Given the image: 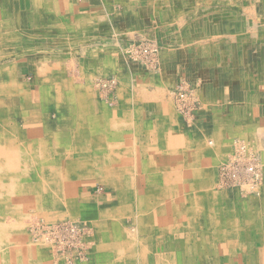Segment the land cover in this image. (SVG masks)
Instances as JSON below:
<instances>
[{"label": "bare ground", "instance_id": "bare-ground-1", "mask_svg": "<svg viewBox=\"0 0 264 264\" xmlns=\"http://www.w3.org/2000/svg\"><path fill=\"white\" fill-rule=\"evenodd\" d=\"M90 2L0 0V264H264V0Z\"/></svg>", "mask_w": 264, "mask_h": 264}, {"label": "rangeland", "instance_id": "rangeland-1", "mask_svg": "<svg viewBox=\"0 0 264 264\" xmlns=\"http://www.w3.org/2000/svg\"><path fill=\"white\" fill-rule=\"evenodd\" d=\"M88 10V9H87ZM160 25H162V23H160ZM154 39V38H153ZM154 40H152V39H150V37H144L143 38V42H144V44L146 45H149L148 43L150 42V44H153L152 42H153ZM155 42V41H154ZM160 47H161V50H162V52L164 51V50H166V46L164 45V44H160ZM147 49V47H142L141 49H142V52L144 51L143 49ZM154 51V52H153ZM158 51H159V49L156 47V48H154V50H150V49H148L147 51H144L143 52V54H145L144 56H143V63H145V64H147V63H149L150 64V66H153V67H150V68H146L145 66V68L146 69H148L147 71H149V72H157V70L159 69V65H160V62L159 61H156V59H157V57L159 56V54L161 55L162 53H160L159 52V54H158ZM152 52V53H151ZM164 53V52H163ZM150 54H152V55H150ZM261 54H262V51L260 52V55L257 53L256 55L261 59ZM148 56H150V57H148ZM151 56H152V58H151ZM149 58V60H148V58ZM155 60H154V59ZM158 59H159V57H158ZM145 61V62H144ZM263 62V61H262ZM33 63V64H32ZM36 63H35V61H34V58L33 57H29V58H24V59H22L20 62H19V65H18V68L16 69V75H17V77H18V79H21V80H24V81H26V82H33L35 79H36V77H35V74H33V72H34V68L37 66V64L35 65ZM262 64V63H261ZM261 64H260V66H261ZM149 66V65H148ZM193 66V65H192ZM191 66V67H192ZM32 67V68H31ZM34 67V68H33ZM178 68H179V65H178ZM193 68H194V66L192 67V70H191V73H190V77H189V79L187 78V77H183V79L184 80H190L191 79V75H192V73H193ZM257 74V73H256ZM258 76V75H257ZM113 78H109V81L110 82H113V80H112ZM182 80V79H181ZM178 84V83H177ZM174 85H176V83H174L173 84V86L172 87H174ZM112 86H114V85H112ZM174 89V88H173ZM173 89H171V91H170V94H169V97H171V100H174L175 101V98H174V95L173 94H171L173 91ZM111 92V94H109V96H111V97H114V99H115V102H114V104H117L118 102L116 101L117 100V89H116V87H113V89L110 91ZM115 93V94H114ZM174 98V99H173ZM191 99H193V98H191ZM190 99V103H191V100ZM228 100V99H227ZM195 102V101H194ZM199 103L202 105V103H201V101H199ZM199 104V105H200ZM197 107H198V105H197ZM198 108H200V109H202V106L200 107H198ZM197 108V109H198ZM110 189V191L111 190H113V198H116V190H114V188H100V186H96L95 187V191H94V193H98L99 191L100 192H108V190ZM88 199H90L91 200V202L92 203H94V204H96L98 201L96 200V199H94V195H92L91 197H88Z\"/></svg>", "mask_w": 264, "mask_h": 264}, {"label": "crops", "instance_id": "crops-1", "mask_svg": "<svg viewBox=\"0 0 264 264\" xmlns=\"http://www.w3.org/2000/svg\"><path fill=\"white\" fill-rule=\"evenodd\" d=\"M62 4H63L64 8L66 9L67 13H70V11L73 9L75 16L81 15L82 13H88V12L92 11V6H91L90 0H68V1L62 0ZM181 59H183V60H181ZM164 63L165 62L163 61V64ZM178 65H179V68H178ZM191 70H192L191 61L190 60L188 61L187 55L183 56L182 58L180 57V60H178L175 63V69H174L175 72H173V74H170V76H171L170 79H173L175 81L173 82L171 80L170 83H172V85H173L175 82L177 83L178 80H181V79L183 80V77H187L189 79ZM151 87L152 86L147 85V86H145V89H148V91H151L154 89ZM158 92H160V91H158ZM159 94H160L158 97L159 102L161 101L162 104H168V101L171 102L170 101L171 97H168L169 93L163 92L164 95L162 97H161V95H162L161 92ZM168 98H169V100H168ZM137 104H139V101L137 102ZM105 188H111L112 189L114 187L109 185ZM114 190H116V189L114 188ZM107 196H113V190L110 191V189H109L108 192L106 191L104 193L103 192L94 193V199L100 198V200H99L100 204H105V203L110 202V200L106 201V198H108Z\"/></svg>", "mask_w": 264, "mask_h": 264}, {"label": "built area", "instance_id": "built-area-1", "mask_svg": "<svg viewBox=\"0 0 264 264\" xmlns=\"http://www.w3.org/2000/svg\"><path fill=\"white\" fill-rule=\"evenodd\" d=\"M154 50V49H153ZM147 51V50H146Z\"/></svg>", "mask_w": 264, "mask_h": 264}]
</instances>
